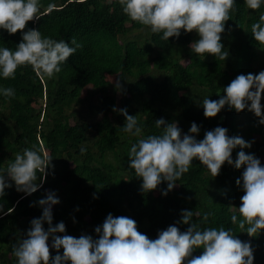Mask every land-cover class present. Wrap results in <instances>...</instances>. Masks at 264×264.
<instances>
[{
    "label": "trees",
    "instance_id": "obj_1",
    "mask_svg": "<svg viewBox=\"0 0 264 264\" xmlns=\"http://www.w3.org/2000/svg\"><path fill=\"white\" fill-rule=\"evenodd\" d=\"M41 2V17L28 21L24 30L0 29V45L15 48L23 39L22 31L37 28L69 43L75 36L82 47L52 77L30 64L18 67L14 77H0V85L16 90L11 99L0 96V165L6 166L16 152L32 145L53 156L54 165L30 195L18 191L14 181L5 189L0 264H14L13 245L27 235L32 219L42 216L39 199L48 191H55L60 199L53 206V224L63 220L73 236L88 233L96 238V226L112 213L134 218L138 230L154 239L170 224L186 231L189 225L179 222L181 210L198 208L197 222L202 221L203 212L212 213L202 227H232L241 240L251 241L254 264H264V230L251 236L230 219L229 207L242 203L244 189L237 179L243 169L225 162L214 177L196 158L167 195V181L144 191L142 178L128 163L131 143L137 138L121 130L126 117L114 110V106L126 108L138 115L145 134L159 132L155 120L163 117L178 121L183 132L195 121L200 127L197 139L218 125L226 127L229 135L239 136V112L226 105L215 117H207L198 101L204 96L219 99L223 88L240 73L264 70V45L251 34V24L264 6L251 9L245 0H237L221 34L228 57L208 53L201 59L190 47L200 38L197 32L182 29L179 37L164 40L162 34L152 33L125 14L120 0H51V8L50 0ZM118 74L126 78L120 91L115 86L121 79ZM246 112L251 147L244 151L254 153L264 164V124L253 111ZM239 151L240 146L233 150V159ZM44 226L47 229V221ZM51 241L50 237L51 257L57 251L63 254ZM202 252L198 248L192 256Z\"/></svg>",
    "mask_w": 264,
    "mask_h": 264
},
{
    "label": "clouds",
    "instance_id": "obj_2",
    "mask_svg": "<svg viewBox=\"0 0 264 264\" xmlns=\"http://www.w3.org/2000/svg\"><path fill=\"white\" fill-rule=\"evenodd\" d=\"M237 0H120L122 10L132 20L148 26L152 33L162 34L161 38L179 37L181 30L195 31L199 39L190 47L201 59L211 53L218 58H227L229 52L221 39L226 21L231 17ZM251 9H261L264 0H245ZM51 2L49 8L53 7ZM41 0H0V29L9 33L24 30L30 20L41 17ZM251 34L260 45H264V11L251 24ZM23 39L15 48L0 45V77L11 78L18 67L30 64L46 76L59 73L68 58L82 47L75 36L71 43L64 39H54L44 35L40 29L29 28L22 31ZM119 75V74H118ZM115 81L118 91L122 90V80ZM16 95L11 86L0 85V96L6 100ZM204 96L198 102L204 107L205 116L215 117L227 105L237 112L253 111L264 124V70L258 73L238 74L223 88L219 99ZM114 110L123 113L126 123L121 130L136 141L129 149V165L134 174L142 178V189H156L167 181L164 195L174 189L179 178L188 172L193 160L198 158L215 177L225 162L242 168V176L237 184L244 189L239 207L230 206V219L251 236L264 230V164L254 153L244 151L251 142L242 136L229 135L224 126L207 130L203 139H197L200 127L193 121L188 132H183L178 121H167L161 117L155 120L159 132L145 134L144 125L138 115L129 114L126 108ZM240 146L238 158L233 159V150ZM85 149H81L84 151ZM53 156L42 147H24L0 165V212H3L5 189L15 182L18 191L32 194L43 183L52 165ZM42 174V175H38ZM94 195H96L94 193ZM60 203L55 191H48L39 199L42 216L33 218L27 235L13 245L17 258L14 264H254L251 241L241 240L232 227L207 226L212 213L203 212L202 221L195 210L182 209L179 222L189 225L181 231L177 224H170L160 230L156 238H149L138 230L137 221L126 215L109 213L101 225L95 228L98 236L84 233L79 237L68 234L63 220L53 224V206ZM12 211V209H8ZM47 221L48 227L44 224ZM178 222V223H179ZM62 233L63 235H59ZM51 246L59 251L51 257ZM202 248L198 256L192 253ZM191 257L190 259H187Z\"/></svg>",
    "mask_w": 264,
    "mask_h": 264
},
{
    "label": "rangeland",
    "instance_id": "obj_3",
    "mask_svg": "<svg viewBox=\"0 0 264 264\" xmlns=\"http://www.w3.org/2000/svg\"><path fill=\"white\" fill-rule=\"evenodd\" d=\"M138 33V32H136ZM84 104L82 103V107ZM238 127H239V136H242L245 140H247L250 136V117L248 116L246 109L239 112V120H238ZM129 155V154H128ZM113 159L112 157H110Z\"/></svg>",
    "mask_w": 264,
    "mask_h": 264
}]
</instances>
